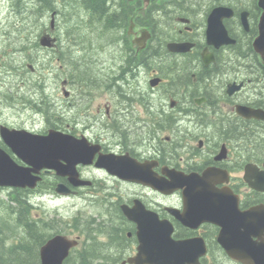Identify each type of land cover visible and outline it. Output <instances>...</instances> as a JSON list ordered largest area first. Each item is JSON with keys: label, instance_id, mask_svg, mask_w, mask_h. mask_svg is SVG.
I'll return each instance as SVG.
<instances>
[{"label": "flooded vegetation", "instance_id": "flooded-vegetation-1", "mask_svg": "<svg viewBox=\"0 0 264 264\" xmlns=\"http://www.w3.org/2000/svg\"><path fill=\"white\" fill-rule=\"evenodd\" d=\"M127 2L107 0L100 16L106 31L119 36L110 45L131 40L129 48L124 45L127 54L111 59L117 67L105 69L104 63L102 77L62 79L60 93L64 83L69 90L57 106L51 93L41 97L30 87L32 109L53 107L52 113L39 112L44 127L3 123L39 134L53 128L83 138L94 153L92 163L77 164L90 185L46 172L53 190L62 182L74 196L100 199L94 215L103 217L105 228L88 237L86 249L71 251L66 264H264V0ZM146 36L141 47L138 39ZM172 41L189 44V50H170ZM140 70L147 72L149 89L135 90L133 98L129 89ZM129 103L132 110L121 105ZM100 156L114 161V168L136 162L153 181L114 174L97 165ZM137 210L159 219H146L153 242L134 259L141 238L128 212Z\"/></svg>", "mask_w": 264, "mask_h": 264}, {"label": "rangeland", "instance_id": "rangeland-1", "mask_svg": "<svg viewBox=\"0 0 264 264\" xmlns=\"http://www.w3.org/2000/svg\"><path fill=\"white\" fill-rule=\"evenodd\" d=\"M98 1L100 10L104 11L105 6L102 4V0ZM13 2L14 0H0V60L4 61L5 64L3 68H0V124L44 127L45 115L32 109L28 103L29 95L34 92L33 90L38 91L37 78L45 75L44 77L47 79L45 84L46 93L53 95L51 98H54L53 104L55 106L58 105L57 102L64 104L66 102L65 95L63 92L60 93L59 82L56 80L57 75H62V79L67 75L79 73L102 77L103 71L101 68L104 63L105 69L111 63L117 67V64H114L111 59L114 56L118 57V54L121 53L122 55L127 54L124 51V45L129 48L131 40L126 42L123 39L121 44L110 45L109 42L119 36L109 34L112 33L111 30H109L110 32L106 31V28L102 26V17H100L102 14L95 13L97 15L95 16L94 10L86 8L83 4L84 0H52L58 10L56 21L53 19V24L56 33L62 39V43H59L53 51L42 46L31 47L34 45V43L30 44L31 42L40 39L39 33L42 31L39 32V30L42 25L51 28L52 9L47 10L45 8V11L40 13L46 15L43 14L40 16L41 19L37 21L35 18L28 17L26 13H20L21 11H31V9L36 11L40 8V3L45 4L43 0L35 2L26 0L20 4H14ZM128 2L130 3V1ZM128 2L125 0L126 4ZM22 6H26L27 10H23ZM121 36L124 38L125 34L123 33ZM126 36L129 35L126 34ZM25 41L29 43V47L27 46L28 48L25 51H21V45ZM29 63L34 65V70L29 68ZM119 65L126 66L127 64L120 62ZM138 80H141V82L138 83ZM133 84H135V87L132 86L129 89L131 97L134 98L135 90H142L147 94L149 89L147 72L140 70L139 78L134 80ZM123 86L126 89L129 88L126 83ZM30 87L33 90H30ZM56 93H58V97H56ZM134 101L136 103V99ZM122 102L124 103V101ZM121 105L130 107V103ZM138 106L142 107L143 105ZM129 110H132V108L130 107ZM134 110L137 111L138 109L134 108ZM11 190L8 188L0 190L1 221L9 219V208H6V206ZM31 197L35 202L34 214L45 219L56 216L55 218L60 219L62 223L78 216L82 220L79 221L82 226L86 219L101 209L98 201L96 204H90L85 198L74 196L58 198L53 195V192H37L31 194ZM59 214L62 216H59ZM98 217L101 218V216ZM110 225L107 224L106 226L110 227ZM48 228L51 230L50 227ZM15 240H9L8 243L10 244ZM82 247L83 243L80 249Z\"/></svg>", "mask_w": 264, "mask_h": 264}, {"label": "water", "instance_id": "water-1", "mask_svg": "<svg viewBox=\"0 0 264 264\" xmlns=\"http://www.w3.org/2000/svg\"><path fill=\"white\" fill-rule=\"evenodd\" d=\"M218 11V10H217ZM214 12V13H217ZM54 27V24H53ZM55 38L51 39L48 35H45L41 39V43L46 46H53ZM170 49L177 51H185L183 44L171 43ZM156 83V82H153ZM1 135L3 140L9 145L12 151L22 158L30 166H25L17 163L11 155L2 147H0V185H10L15 187H36L38 181L41 179L40 172L43 168L56 169L60 175H70V179L76 185L81 182H77L78 173L75 166L79 162L90 161V156L82 152L85 144L80 141H73L67 144L68 141L65 137H62L55 131L51 130L46 136L36 135L25 130H19L11 128L6 125L1 126ZM73 157L74 160L69 164L61 162V158ZM102 165L109 166L108 163ZM121 168L124 173L121 172L122 177L132 179H141L146 182L153 181L149 173L144 172L141 166V170L138 168V163H122ZM111 171L114 170L111 168ZM116 172V171H115ZM135 175H140L137 177ZM57 190L61 193H70L69 188L65 184H59ZM151 215L157 220L156 214H145L141 218L136 215L132 216L139 223L140 238V254L144 256L147 251V243L152 239V230L149 223ZM143 230L144 234H141ZM172 229L170 230V234ZM172 240V239H171ZM158 241V240H154ZM78 243L76 239H71L66 235L57 234L50 238L44 245L41 246L40 255L42 264H62L65 257L68 255L70 249ZM150 244V243H149ZM186 244L183 242V245Z\"/></svg>", "mask_w": 264, "mask_h": 264}, {"label": "trees", "instance_id": "trees-1", "mask_svg": "<svg viewBox=\"0 0 264 264\" xmlns=\"http://www.w3.org/2000/svg\"><path fill=\"white\" fill-rule=\"evenodd\" d=\"M106 1L102 0V4H106ZM44 2V7L40 3L39 13L45 11V8L47 10L54 8L52 0H45ZM93 2H95L94 5ZM85 6L90 10H94L96 14L104 13L100 10L98 0H86ZM32 18L37 21L41 19L40 17ZM43 27L42 25L41 28ZM38 44L37 42L34 43V47H38ZM27 48V45H25L24 49ZM32 208L33 206L29 202L27 194L19 193L16 190V194L12 196L11 203H9V219L0 220V264H40L39 247L52 235L48 227L54 229L55 226L53 220L46 221L42 217L32 216ZM56 226L58 228L59 225ZM12 239L16 240L9 244L8 241ZM98 250L99 248H94L93 253L96 254Z\"/></svg>", "mask_w": 264, "mask_h": 264}, {"label": "bare ground", "instance_id": "bare-ground-1", "mask_svg": "<svg viewBox=\"0 0 264 264\" xmlns=\"http://www.w3.org/2000/svg\"><path fill=\"white\" fill-rule=\"evenodd\" d=\"M94 3H95V2H93V5H94ZM83 34H84V33H83ZM92 35H93V34H92ZM82 38H83V37H82ZM42 76H43V75H42ZM40 83H41L42 85L44 84V83H42V82H40ZM47 95H48V94H47ZM47 97H48V96H47ZM191 194H192V193H191ZM2 224H3V223H2ZM54 230H55V229H53V232H54ZM3 232H4V231H3ZM6 233H7V232H6ZM0 235H1V234H0ZM6 235H7V234H6ZM2 238H3V237H2Z\"/></svg>", "mask_w": 264, "mask_h": 264}]
</instances>
